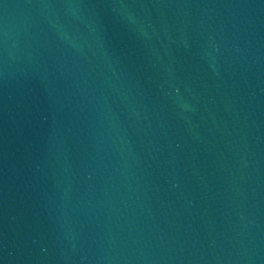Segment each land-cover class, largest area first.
Returning a JSON list of instances; mask_svg holds the SVG:
<instances>
[{"label":"water","instance_id":"obj_1","mask_svg":"<svg viewBox=\"0 0 264 264\" xmlns=\"http://www.w3.org/2000/svg\"><path fill=\"white\" fill-rule=\"evenodd\" d=\"M0 264H264V0H0Z\"/></svg>","mask_w":264,"mask_h":264}]
</instances>
